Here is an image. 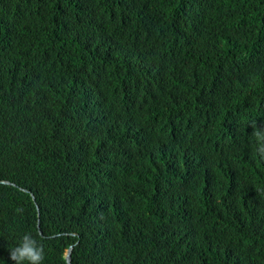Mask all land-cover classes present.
I'll use <instances>...</instances> for the list:
<instances>
[{
	"label": "trees",
	"instance_id": "16d2710c",
	"mask_svg": "<svg viewBox=\"0 0 264 264\" xmlns=\"http://www.w3.org/2000/svg\"><path fill=\"white\" fill-rule=\"evenodd\" d=\"M253 121L264 0H0V264H264Z\"/></svg>",
	"mask_w": 264,
	"mask_h": 264
},
{
	"label": "clouds",
	"instance_id": "9594fccd",
	"mask_svg": "<svg viewBox=\"0 0 264 264\" xmlns=\"http://www.w3.org/2000/svg\"><path fill=\"white\" fill-rule=\"evenodd\" d=\"M253 128L251 137L255 138L254 150L262 158H264V128L257 126L256 122L249 123ZM22 209H17V213H22ZM10 259L14 264H44L45 254L44 248L31 232H25L19 243L9 250ZM67 251L65 258H67Z\"/></svg>",
	"mask_w": 264,
	"mask_h": 264
},
{
	"label": "water",
	"instance_id": "95a60500",
	"mask_svg": "<svg viewBox=\"0 0 264 264\" xmlns=\"http://www.w3.org/2000/svg\"><path fill=\"white\" fill-rule=\"evenodd\" d=\"M3 184H8V185H14V186H17L16 184H14V183H12V182H10V181H5V182H3ZM24 190V189H23ZM24 191H26V192H28V193H30L29 191H27V190H24ZM32 195V194H31ZM32 197H33V200L35 201V196L34 195H32ZM37 209H39L38 207H37ZM38 227H39V231H40V234L43 236V233L41 232V230H40V225H38ZM73 249H74V246H70V248L67 250V258H66V262H67V264H72V254H73Z\"/></svg>",
	"mask_w": 264,
	"mask_h": 264
}]
</instances>
